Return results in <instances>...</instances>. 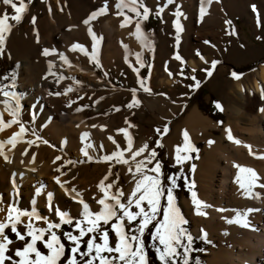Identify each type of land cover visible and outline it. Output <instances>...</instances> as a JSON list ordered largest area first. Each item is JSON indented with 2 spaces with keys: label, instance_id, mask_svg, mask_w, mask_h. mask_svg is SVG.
Returning a JSON list of instances; mask_svg holds the SVG:
<instances>
[{
  "label": "rangeland",
  "instance_id": "obj_1",
  "mask_svg": "<svg viewBox=\"0 0 264 264\" xmlns=\"http://www.w3.org/2000/svg\"><path fill=\"white\" fill-rule=\"evenodd\" d=\"M62 1L60 0V2ZM64 1H67L66 6L63 4L57 5L53 0H32L22 17V21L19 24H14L6 40L5 53L0 56V63L7 56L8 49L16 61L30 59L33 65L41 70V75L46 73L48 61L66 47L64 42L60 41V37L55 38L56 41H49L45 37V34L50 32V27L44 23V20L49 15L57 17L58 15L56 14L62 16L65 13H68L70 15L69 19H74V21L72 22L69 19H64L63 21L62 19L61 27L63 32L71 31L69 28L70 23L74 25V30H77L79 35L83 36V41L85 40L84 42H86V44L84 43L85 48L87 49V43L88 48H91L87 50L88 52L91 51L88 53L90 56L92 53V39L87 34V26L83 24V20L101 6L100 4L98 5L101 0H92L93 4H90V0H79L83 3L82 6L74 1ZM75 1L78 2V0ZM14 2H18V0H14ZM143 2L150 9L149 17H154V19H150V22L148 19L142 22V27L148 36L150 46L145 44L144 47L141 46L136 49L133 42L127 39V35L123 34L122 31L130 28V26L132 29L135 28V19H133L132 23H127L123 15L116 14L118 10H115V2H112L110 6L114 10L110 9L109 12L108 8L104 15L97 17L96 20L91 22L93 31L100 38L97 44V60H91L84 53H80L83 56L78 54L75 56V59L82 65L83 71L86 73L89 71L88 73L94 76L87 79L81 78V74L70 77L65 76L64 81L62 80L61 82L62 91L66 87H72L73 91L68 93V98L64 97L65 99L60 100V95L58 101L54 100L52 103L54 107L59 108L58 110H65L66 112L69 110L70 115H72V122H75L74 127L77 126L79 118L80 120L83 119L86 123L88 122L86 124L87 132L93 131L91 134L96 135L89 134L91 138L88 135L85 139L78 137L77 144L75 142L70 143L71 138L66 136V140L72 146L65 148L60 138L53 136L49 130L50 122L55 115L50 114V112L47 113L49 114L48 116L47 114L44 115L50 110L49 105L44 104V99L38 96L32 103L26 97L21 100L24 107L21 121L27 131L22 134L24 137L23 142L25 143H23L20 151L24 152L27 158L35 162L37 169H40L44 163L47 168L50 166L48 173H44L47 176L42 184L45 185L44 189L50 184V180L56 182L54 178L59 177L63 184L61 188L64 189L66 194L65 203L59 209L69 212L74 218H79L78 212L82 206L74 198L75 193L71 190H79L78 192L82 194L83 200L90 205L91 210L98 211L99 206L93 198L99 199L103 196L97 185L109 172V169L112 175L105 183L117 180L118 177L117 185L122 189L125 197L134 187V181L130 176L131 173L128 172V165L117 164L115 161L108 162L102 159L103 156L110 155L112 151L116 150V145H119L121 150L127 148V140L118 129L125 128L128 124L133 125V127L128 128V133L133 141V148L142 140H147L146 142L149 146L141 157H137V160L143 159L148 155V152L155 150L162 166L163 178L175 175L179 172L181 165L176 164L172 159L166 141L175 134L177 127L184 120L187 113L194 106H198L205 116L210 117L219 125L217 129H212V137L219 138L223 133L225 124L233 117L232 108L229 107L234 102L231 92L232 87L227 88V85L233 82H241L244 88L248 90L252 86V81L260 78V70L264 65V0H217V2L212 0V3L208 6V12L203 18L199 11L200 0H174V4L168 5L164 12L159 15H157L156 10L166 4L167 0H143ZM176 5H179V10L183 13L179 17L182 30L179 33L178 42L175 26L177 20L175 16ZM253 6H255V12L252 10ZM7 7L0 2V14L7 12ZM49 7H51V11H49ZM125 13L130 17L134 16V13L128 12L127 9H125ZM12 14L13 12L9 15ZM32 16L36 17L34 25L31 22ZM107 20L111 23V26L108 25L110 26L109 29L106 26ZM225 20L231 21V24L226 25ZM122 24L124 26H121ZM146 24H148L149 28ZM233 30L235 32L234 35L231 34ZM34 31L38 33L37 37L33 35ZM84 35L87 36L86 39ZM44 48L55 49V53L50 55V57H44L41 55ZM137 50H139L140 59L145 66H138V76L135 79L130 75L129 67H127L129 66L127 55ZM177 55L180 56L181 60L175 59ZM201 56H203V59L200 58ZM206 57L211 59L207 63H205ZM213 60L219 61L214 69L211 68ZM209 69L212 70L211 76L207 75V70ZM169 72L172 73L171 76ZM233 73H236L239 78L234 77ZM36 74L37 72L32 76V79L36 77ZM193 77H195V80H193ZM29 79L23 77L21 82H29ZM141 80L150 88V92H145L141 88ZM77 81L79 83H76ZM195 81H199L198 87H193ZM134 88L137 90L135 95L139 104L129 108L127 105L132 101V89ZM261 88L264 91L262 82ZM255 96L261 98V93H254L251 90L247 92L245 101H253ZM50 97L55 99L54 95H50ZM151 100H154L155 112L148 105ZM261 101V105L252 106L254 108L249 111L246 109V115L253 114V112L254 114H259L261 112L260 109L264 107V99L261 98ZM217 103L221 105L222 110L216 107ZM32 105L33 112H31ZM77 109L80 110L78 111ZM246 115H242L236 120H239L242 125H248L249 122ZM165 124L168 126L169 131L167 134L160 136L155 130L157 128L162 129ZM93 125H96V127H93ZM15 126L19 131L18 125L15 124ZM109 137L112 139H109ZM206 139L207 136L202 135L198 141L196 140L194 146L199 149V152L190 153L193 159L183 165V174L189 182L195 181L194 191L197 194L199 193V184L196 179V168L199 160L204 155V147L208 141ZM157 140L163 144V147L155 143ZM27 141H32V143L28 144ZM113 141H115V144ZM224 142L227 144L229 140L226 138ZM76 145H78L77 148H74ZM87 145H91V147L86 148ZM84 150L88 151L91 159L84 155ZM128 154L125 151L124 157L129 158V163L131 164ZM57 156L61 157V159L56 160ZM154 163L155 161H153ZM193 163L196 165L194 172L190 171ZM153 164H149L148 167L151 168ZM164 182L169 183L166 179H164ZM177 183L179 187L174 190L177 205L189 221V232L194 239L207 243L200 256L202 257L201 260L208 264V258L212 256L213 251L219 249L220 241L210 237L205 239L203 234H200L202 227L197 229L196 221L192 215L193 209L184 205L185 200H191V194L188 188L184 186L183 178L178 179ZM58 185L61 186L60 184ZM110 191L114 192L115 187ZM20 196L21 199L24 198L22 191ZM72 204H75V207H79V210L77 208L72 209ZM34 206L33 204L27 205L22 210L30 212L35 208ZM35 209L41 217L46 216L49 221L59 222V217L54 216L52 208L45 210L42 207H37ZM132 210L136 211L134 207ZM138 220L139 218H137V221H133V227L136 226ZM32 223L34 227H46L43 220L33 219ZM24 224L26 223L21 222L17 225L18 231L22 234L26 231ZM151 226L153 225H149V228ZM5 231L9 239L14 241L10 246V254L14 256V252H11V249L22 247V242L16 241L15 235L9 229ZM56 231L61 236V241L65 243L67 254L69 242L63 239L62 234L63 232L71 231L73 234L78 235V231L75 229L74 223L71 225L62 224L61 228ZM148 233L149 231L146 230L143 240L148 264H152L148 258V252L151 250ZM90 235L83 238L81 251L86 250V240ZM114 237L115 233L109 231L110 245H113ZM26 239L30 238L26 237ZM96 242H100L99 236H97ZM37 247L44 254H47V251L39 242ZM104 255L108 254L104 253Z\"/></svg>",
  "mask_w": 264,
  "mask_h": 264
},
{
  "label": "snow or ice",
  "instance_id": "obj_2",
  "mask_svg": "<svg viewBox=\"0 0 264 264\" xmlns=\"http://www.w3.org/2000/svg\"><path fill=\"white\" fill-rule=\"evenodd\" d=\"M5 6H9L13 10V14L9 15L7 12L0 14V56H3L6 49V40L11 33L14 24H19L22 21V17L27 11L28 5L32 3V0H0ZM212 3V0H200V15L203 18L208 12V6ZM174 0H167V3L159 7L157 15L164 12L168 5H173ZM115 9H117V15H123L124 20L127 23H132L135 19V35L142 43L150 46V41L146 33L142 31V21L148 19L150 15V9L147 7L143 0H115ZM125 9L128 12L134 13V16L130 17L125 13ZM142 9V11H141ZM177 11L175 12L177 42L179 41V33L182 30L179 23V17L183 13L179 10V5H176ZM108 10L107 0H104L103 6L97 8L86 19L83 20V24L87 26V34L92 39V53L90 59L97 60V44L99 43V37L93 31L91 22L96 20L97 17L104 15ZM252 10L255 12V6ZM51 11V7H49ZM36 17H31V22L34 25ZM226 25H230L231 21L225 20ZM121 26H124L123 24ZM231 34H235L234 30ZM259 38V37H258ZM38 42V39H37ZM72 51H80L86 56L88 55L87 49L81 44H73ZM55 53V49L44 48L41 55L48 57ZM199 55V53H197ZM59 58L65 64L68 63L67 57L63 54H59ZM203 59V56L200 57ZM176 60H181L180 56L175 57ZM137 63L140 67H144V63L140 59V54L137 53ZM183 63V61H181ZM207 63V61L205 62ZM219 63L217 60L211 62V68L214 69ZM98 66V61H97ZM53 64L48 62L49 75L56 77V82L59 83L65 79L63 75L57 76L52 71ZM133 71L138 72L139 68H133ZM171 76L172 73L169 72ZM207 75H212V70H207ZM233 76L237 79L236 73ZM11 79V84H0V104H3L4 109L8 112L11 119L7 121V125L16 124L19 127L17 133H13L9 138L8 143H14L15 138L20 134L27 131L24 123L19 119L21 112V99L22 94L15 91L16 87V74H10V77L5 79ZM195 80V77H193ZM76 83H79L78 81ZM141 88L145 92H150V88L146 83L141 80ZM199 81H195L193 87H198ZM72 87H66L63 92H49V95H67L72 92ZM136 89H132V101L127 107L132 108L137 106L139 101L136 99ZM261 98L264 99V91L261 92ZM86 107V106H85ZM218 109H221L219 103L216 104ZM78 111L80 109H77ZM260 111L264 113V108ZM0 123H3L2 113H0ZM127 123V121H126ZM96 127V125H93ZM133 125L128 124L125 128L118 129L119 132L124 134L127 140V148L120 149L119 145H116V150L112 151L110 155L102 157L104 161H115L117 164L128 165V172L132 174L134 181V187L130 190L129 194L125 197L122 189L117 185V180H112L110 183H105L112 175L111 170L99 181L97 185L99 191L103 193V196L99 199H95V203L99 206L98 211H92L90 205L83 200L81 194L72 189L75 193L74 198L78 200V203L82 208L78 212L79 218H74L69 212L55 208L51 204L53 193L49 192L48 207L52 208L55 217H59V222L49 221L48 217H41L37 210L33 208L30 212L24 210H18L11 205L8 208L7 217L4 220H0V264H148L147 253L145 250V243L143 236L146 230H149V225H153L155 231H150L151 239L153 240V249L156 253V257L159 259L160 264H190V254L194 251L193 242L194 237L185 227L189 221L182 214L180 207L177 205L174 190L179 187L177 181L180 178L184 180V186L188 188L191 194V205L194 206L195 215L207 216V212L204 209L210 207L206 202L198 198L195 189V181L189 182L187 177L183 174V164L186 161L193 159L190 153H198L199 149L196 148L191 142L188 132H183L184 143L182 146L176 147L175 162L181 165L178 173L175 175H169L163 178L162 166L157 157V152L151 150L148 155L143 159L137 160V157H141L143 153L148 149V144H144L133 150V141L128 133V128ZM156 133L163 136L168 133L169 128L165 124L163 128H157ZM227 139L234 144L239 145L240 140L235 139L231 130L226 129ZM35 135V133H33ZM88 133L82 134V139L88 137ZM39 139V137H37ZM109 139H112L109 137ZM31 144L32 141H27ZM46 143V141H45ZM115 144V141H113ZM160 147L163 144L159 140L155 141ZM209 145L213 143L212 140L208 141ZM91 147V145H87ZM245 148L248 149L249 155H255L252 152L251 146L245 144ZM129 152L131 164L129 158L124 157V152ZM183 153V155H181ZM0 155H4L0 152ZM84 155L88 156L87 150H84ZM198 158V157H196ZM264 159V155L257 157ZM4 159L7 161L8 156L4 155ZM61 157L57 156L56 160H60ZM153 161L155 163L153 164ZM149 164H153L151 168ZM233 167L237 169L236 182L241 190V195L248 198H259V193L255 191L257 187L264 189V183H260L261 176L251 167H246L240 164H233ZM134 168V171H133ZM196 165L191 164L190 171H195ZM59 171V169H57ZM163 178V179H162ZM164 179L169 183H165ZM56 183L63 187L59 177L55 178ZM43 187V185L41 186ZM115 187V191H110ZM38 193L40 189L36 190ZM122 198H124L122 200ZM163 200V202H162ZM133 207L136 211H133ZM218 212H224V209H217ZM253 209H247L246 211L235 210V214L232 218L226 220L228 224H238L241 227L249 228L250 222L248 220V214ZM15 213V214H13ZM21 217H28V223L24 224L25 232L22 234L18 231L17 225L20 224ZM158 217H160L158 219ZM138 223L133 227V221ZM43 220L46 227H34L32 221ZM155 222V223H153ZM78 231L77 234H73L71 231L63 232V239L69 242V251L66 254L65 243L61 241V236L56 230L60 229L62 224H73ZM107 226V227H105ZM6 229H9L11 233L15 235L16 241L22 242V247L11 249L14 252V256L10 254V246L14 243L9 239L6 234ZM109 231L115 233L113 245L109 243ZM90 237L86 240V250L81 251V242L85 236ZM203 236L207 237V234L201 230ZM99 236V241H97ZM29 237L30 239H26ZM47 237V238H45ZM47 251L44 254L38 247L37 243ZM210 242V241H209ZM107 253L108 255H104ZM79 257V259H78ZM18 258V259H17ZM199 264V261H197Z\"/></svg>",
  "mask_w": 264,
  "mask_h": 264
},
{
  "label": "bare ground",
  "instance_id": "obj_3",
  "mask_svg": "<svg viewBox=\"0 0 264 264\" xmlns=\"http://www.w3.org/2000/svg\"><path fill=\"white\" fill-rule=\"evenodd\" d=\"M53 1L57 5H67V1L64 0V2H60V0ZM70 1H74L81 6L83 5L79 0L78 2L75 0ZM89 2L90 4L94 3L92 0ZM112 2H115V0H107L109 12L110 9H113L110 6ZM215 2H217V0H215ZM95 4L97 5V3ZM99 4L103 6L104 0H101L98 5ZM6 9L8 10V14L13 12L9 6ZM56 15L58 16L54 17L53 15H49L45 18L44 23L50 27V32L46 33L45 37L49 41L60 37L61 40H59L63 41L66 47L64 50L61 49L62 51L60 53H63L67 57L68 63L65 64L60 60L59 53L49 60L53 64L52 71L55 72L57 76L63 75L64 77L81 74V78L87 79L94 76L90 75L88 73L89 71L87 73L84 72L81 68L82 65H80L75 59L77 54L81 55L83 53L78 50H71L73 44H86V42H84L85 40L83 41V36L79 35L77 30H74V25H71V23L69 27L71 30L70 32H63L61 27V20H68L70 15L68 13L62 14V16H60V14ZM71 21L73 22L74 19ZM106 23V26L111 24L108 20ZM110 26H108V29ZM142 31L146 33L143 27ZM122 32L127 35L126 37L129 41L133 42L136 49H139L141 46L144 47L145 44L135 35V28L132 29L130 26V28H127ZM37 34L38 33L35 31L33 32V35L36 37L38 36ZM85 36L86 35H84V37ZM86 38L87 36L85 39ZM85 44L83 45L84 47ZM86 47L88 50V43ZM137 53H139V50L136 52L133 51L132 54L130 53L127 55V61L129 63V66L127 67H129L130 75L135 79L137 78L138 73L133 71V68H138L139 66L137 63ZM209 58L210 57H206L205 60L210 61L211 59ZM35 72H37L36 77L32 79ZM12 73L16 74L15 91L22 94V99L26 97L30 100V103H32L33 100L39 96L44 99V104L49 105L48 107H50V110L44 115L49 112L50 114L55 115L54 119L51 122L49 121V130L52 135L56 138H60V141H62L63 147L65 148L72 146L66 140V136L71 138L70 143L75 142V144H77V138L79 137L81 139L82 134L88 131L86 129V124L88 122L86 123V121L83 119L80 120L78 117V124L74 127L75 122H72V115H70L69 110L68 112L65 110H58L59 108L57 109L52 104L54 100L58 101L59 96L54 95L55 99H53L49 95V92L55 93L57 91H64L61 89L62 80L57 83L56 77L49 75L48 70L41 75V70L33 65L30 59L16 61L15 57L7 49V56H5L4 61L0 63V84H11V79H5V77H10V74ZM37 75L39 76L37 77ZM259 76L260 78H256L252 81V86L248 90L244 88L241 82H233L232 84L230 83L227 85V88L232 87L231 92L234 102L233 104H230L229 107L232 108L233 117L225 124L221 137H212V129H217L219 125L210 117L205 116L199 110L198 106H194L177 127L175 134L166 141L171 157L174 161L176 147L182 146L184 143L183 132L185 130L188 132L190 142L193 145L202 135L205 137L207 136L208 141H213L211 145H209L208 141L206 142L204 155L199 160L196 168V179L199 184L198 198L210 205L209 208L204 209V211L207 212V216L195 215L194 206L191 205V200L184 201L185 206L193 209L192 215L196 221L197 229L198 227H202V230L207 234V237L218 239L220 241L219 249L213 251L212 256L208 258V264H264V189L259 187L255 189V191L259 193V198H248L241 195V190L236 182L237 169L233 167V164L236 163L253 168L261 176L260 183H264V159L257 158L264 155V113L260 112L259 114H254L253 112V114L246 115V109L249 111L254 108L252 106L261 105L262 101L259 96H255L253 101H245L247 92H250L251 90L254 93L262 92L261 82L264 84V65L260 70ZM23 77L30 78L29 82H21ZM64 97L68 98L69 95H61L60 100L65 99ZM3 99V97H0V100ZM148 105L153 108V112L156 111L154 100H151ZM31 109V112H33V105ZM23 110L24 107L21 101L20 120ZM0 113H2L3 120V123H0V152L8 156V160L6 161L4 155H0V220H4L7 217L10 205L15 209L22 210L24 206L33 204L35 205V208L42 207L43 209L48 210L50 208L48 207L47 196L49 192L53 193L51 200L52 206L55 205L57 208L63 206L66 194L61 186H57L56 182L50 180V184L46 189H44L45 185L41 187L45 182L44 178L47 177L44 173H48V168L50 166L47 168L44 163L43 165L41 164L42 166L40 169H37L35 162L30 158H27L24 152L22 153L20 151V148L22 149L23 147V143H25L23 142L24 137L22 134L15 138L14 143H8L9 138L12 137L13 133H17L18 130L16 129L15 124L10 126L7 125V121L11 119V117L4 109L3 104H0ZM48 115L49 114H47V116ZM242 115L247 116V121L249 122L248 125H242L239 120H236V118ZM226 129H230L234 138L241 141L239 145L234 144L232 141L225 144L224 140L227 138ZM89 132L87 133L93 135L91 134L93 131ZM90 135L89 138H91ZM146 141H140L133 150L143 146L145 143L147 144ZM245 144L251 146L252 152L255 153V155H249L248 149L244 147ZM77 146L78 145L74 148H77ZM181 155H183V153H181ZM187 162L188 161L184 164ZM130 176L132 179V174ZM37 189H40L39 193L36 191ZM21 191L24 196L23 199L20 198ZM75 204L71 205L72 209L77 208L79 210V207H75ZM221 208L225 211L218 212L217 209ZM247 209H253L247 217L251 225L249 228L241 227L238 224H228L226 222L227 219L234 216L235 210L246 211ZM21 221L23 223H28V217H21Z\"/></svg>",
  "mask_w": 264,
  "mask_h": 264
},
{
  "label": "trees",
  "instance_id": "obj_4",
  "mask_svg": "<svg viewBox=\"0 0 264 264\" xmlns=\"http://www.w3.org/2000/svg\"><path fill=\"white\" fill-rule=\"evenodd\" d=\"M152 18L154 19L153 16L148 18L149 22L151 21L150 19H152ZM142 22H144V21H142ZM146 26L148 27V24H146ZM180 191H183V190H180ZM185 227L189 231L190 230V223H188ZM148 231H149V233H148V241H149L150 249H151L148 252V258L152 262V264H160V261L156 257V253H155V251L153 249V243L154 242L151 239V235H150V231H155V228L153 226H151ZM205 245H207V243L201 242L198 239H194V242H193L194 251L190 254V264H197V261H199V264H206L205 261L201 260L202 257L200 256L203 253V248L205 247Z\"/></svg>",
  "mask_w": 264,
  "mask_h": 264
}]
</instances>
